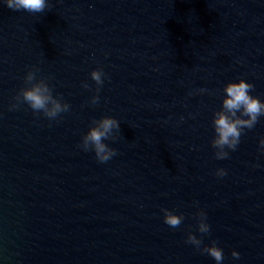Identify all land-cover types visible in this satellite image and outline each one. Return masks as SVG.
Listing matches in <instances>:
<instances>
[{
  "label": "water",
  "instance_id": "water-1",
  "mask_svg": "<svg viewBox=\"0 0 264 264\" xmlns=\"http://www.w3.org/2000/svg\"><path fill=\"white\" fill-rule=\"evenodd\" d=\"M48 5L0 0V264H217L185 242L202 236L201 209L221 264H264V116L227 159L211 145L227 82L243 78L264 100V0ZM31 66L70 105L55 120L10 110ZM106 115L120 131L100 163L80 142ZM164 208L183 214L178 228Z\"/></svg>",
  "mask_w": 264,
  "mask_h": 264
},
{
  "label": "clouds",
  "instance_id": "clouds-1",
  "mask_svg": "<svg viewBox=\"0 0 264 264\" xmlns=\"http://www.w3.org/2000/svg\"><path fill=\"white\" fill-rule=\"evenodd\" d=\"M4 2L8 8L14 11L23 10L29 13H43L49 7L48 0H4ZM39 71L37 66L27 69L23 77L24 85L16 92L9 107L10 110H15L26 104L33 113H42L50 121L55 120L61 113L69 111L70 105L62 97L53 94V87L47 78L37 77ZM90 75L97 86L95 91L99 93L106 73L98 67L93 69ZM82 86L91 90L87 82H83ZM253 90L254 85L243 78L229 81L224 85L223 92L225 94L222 98V105L214 111L212 119L215 135L211 140V145L215 149L216 159H227L229 150L237 149L244 131L253 129L260 117L264 116V100L252 95ZM200 91H204V89ZM91 100L95 104L98 102L99 96L93 95ZM119 131L120 122L115 117L103 116L95 120L83 133L80 147L84 151H94L95 157L100 163H107L117 154V151L105 141L115 139ZM259 145L260 151L264 152V136L260 137ZM215 174L222 177L227 173L224 168H218ZM162 212L164 213V222L171 228H178L184 220L183 214H177L167 208L162 209ZM196 215L198 231L202 236L208 234L210 225L207 223L206 213L201 209ZM202 236L198 237L189 231L185 242L193 245L198 251L207 253L217 264H221L224 259L222 248L217 246L215 241L204 244ZM231 254L234 259L240 258V253L235 249Z\"/></svg>",
  "mask_w": 264,
  "mask_h": 264
}]
</instances>
